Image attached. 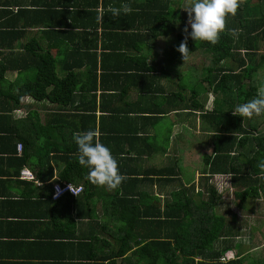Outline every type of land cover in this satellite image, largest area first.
<instances>
[{"label": "crops", "instance_id": "obj_1", "mask_svg": "<svg viewBox=\"0 0 264 264\" xmlns=\"http://www.w3.org/2000/svg\"><path fill=\"white\" fill-rule=\"evenodd\" d=\"M123 3L134 11L113 16ZM153 3L160 0H0V61H14L0 74V264L112 262L106 240L117 224L106 189L94 188L78 164L76 133L98 130L124 180L136 177L138 189L162 206L183 184L195 181L198 190L209 175L196 164L212 136L205 149L200 129L209 128L200 112H189L176 26L154 32ZM46 52L60 78L84 73L83 91L66 105L22 97L15 107L11 94L33 79ZM26 170L36 181L20 177ZM66 182L86 191L52 200L53 185Z\"/></svg>", "mask_w": 264, "mask_h": 264}, {"label": "trees", "instance_id": "obj_2", "mask_svg": "<svg viewBox=\"0 0 264 264\" xmlns=\"http://www.w3.org/2000/svg\"><path fill=\"white\" fill-rule=\"evenodd\" d=\"M169 1L160 0L159 5L153 3V31L162 35L171 25L183 26L182 30L174 27V31L177 32L178 44L186 40L191 53L186 62L188 75L190 72L189 84L195 82L206 86L199 91L189 85V112H200L213 134L209 150L204 152L199 163L194 164L201 173L205 172V168L209 169L211 177L204 173V182L199 183L198 190L195 181L183 184L182 189L173 192L164 206L160 199L138 189L136 177L134 180L125 179L115 189L95 185L94 188L106 189L104 204L112 214L111 220L117 224L106 240L111 250L109 262L112 261L108 264H116L113 261L119 258H122L120 264H264L263 246L258 244L255 248L259 256L254 262L250 260L253 256H248L250 251L247 254L241 252L242 245L237 243L241 229L231 225L224 215L218 214L223 196L218 187L210 183L217 175L230 177V184L236 189L234 197L240 207L264 198V168L261 167L264 164V133H261L264 114L243 120L239 113L237 116L232 113L237 105L256 96L259 82L264 80V54H260L264 43V0H260L259 4H253L254 0H238L240 7L237 13L226 18L225 29L214 45L192 40L184 31L188 27V14L182 9L185 6L181 1L178 10L179 6L171 7ZM249 12L260 16L248 20L243 13ZM169 13H172L171 19L166 21ZM179 30L181 33L178 34ZM238 52L243 53L244 57H239ZM196 55L201 65H191ZM180 58L184 64L182 54ZM12 62L0 61L1 78ZM56 68L53 56L45 58L42 66L39 65L31 73H34L33 79L18 88L17 93L11 94L15 107H20L22 97L39 101L57 100L64 105L68 104L70 98L73 101L76 94L83 91L84 73L70 72L60 78ZM211 95L216 96L215 106L208 111L207 103ZM34 136H29L31 144L36 143ZM65 180H69L68 172H65ZM125 181L131 186L130 191L124 186ZM87 185L88 188L92 186L90 182ZM99 190L91 189L89 192ZM206 194L208 198L204 199ZM68 196L74 197H64ZM236 219L235 215L233 220Z\"/></svg>", "mask_w": 264, "mask_h": 264}, {"label": "clouds", "instance_id": "obj_3", "mask_svg": "<svg viewBox=\"0 0 264 264\" xmlns=\"http://www.w3.org/2000/svg\"><path fill=\"white\" fill-rule=\"evenodd\" d=\"M239 7L238 0H186V7L182 9L188 14V27H185L184 31L194 41H205L214 45L225 29L226 18L235 15ZM133 11L129 3L111 9L113 16L127 15ZM177 50L186 63L191 54L186 40ZM232 113L233 115L239 113L243 120L264 114V87L258 89L254 98L237 105ZM100 136L101 133L95 129L73 135V141L78 148V164L88 170L86 179L91 183L115 189L124 180V176L119 171L118 161ZM261 167L264 168V164H261ZM69 187L72 190V186Z\"/></svg>", "mask_w": 264, "mask_h": 264}, {"label": "rangeland", "instance_id": "obj_4", "mask_svg": "<svg viewBox=\"0 0 264 264\" xmlns=\"http://www.w3.org/2000/svg\"><path fill=\"white\" fill-rule=\"evenodd\" d=\"M177 1H179V3ZM181 1H182V5L186 7V0H173V1L170 0L169 3L171 7L176 5L177 7L179 6L178 10H180L179 8ZM259 2L260 0H254L253 4H259ZM171 15L172 13L167 14L165 20L168 21L169 18L171 19L170 17ZM243 15L245 18H248V20H250L249 18L256 19L257 16H260L256 14H250V12L243 13ZM176 28L182 30L183 26L181 24L179 27ZM261 51L262 52H260V54H264V43L261 46ZM237 55H240L239 57L241 58L244 57V54L241 52H238ZM197 60H198V55H196L195 58L193 57L191 65L202 64L197 62ZM189 77H190V72H189ZM260 81L261 82H259V87H264V80H260ZM190 86H193L199 91L200 89H202V87H206L199 83L196 84L195 82H193L192 85ZM215 100H216V96L211 95L209 101L210 104L213 105V107L215 106ZM221 107L223 108V106ZM202 129L204 130V132ZM200 131L203 132L202 136L200 137L203 141V145L205 146V149H207V144L210 145V143L208 142H211L210 140L212 134L210 130L208 131L207 128L201 127ZM261 133H264V125L261 128ZM210 183L216 185L219 189V192L222 193L223 196V202L221 208L218 210V214L224 215V217L227 218L228 222L231 225H234L235 227L237 226V228L239 227L241 229V236L237 240V243H240L242 245V249H241L242 251L241 250L240 251L244 254H247L250 251L248 256L251 257L252 255L253 257L252 259L250 258V260L254 262L255 259L259 256L255 248L258 246V244L260 246H263L264 248V198L256 201H250L248 202V204L246 203L245 206L240 207L239 202L235 200L234 193L236 189L231 186L230 177L217 175L210 181ZM207 198H208V194L204 196V199ZM235 215L237 216L236 221L233 220ZM232 255L233 254H229V256Z\"/></svg>", "mask_w": 264, "mask_h": 264}, {"label": "built area", "instance_id": "obj_5", "mask_svg": "<svg viewBox=\"0 0 264 264\" xmlns=\"http://www.w3.org/2000/svg\"><path fill=\"white\" fill-rule=\"evenodd\" d=\"M19 150L22 151V147H19ZM21 176L23 179H27L30 181H33L35 179V176L30 172V171H22ZM72 186V190L69 186ZM53 199L54 200H59L62 197L66 195H71L74 197L80 196L84 192L83 187H76L72 184H63V183H58L55 184L53 187Z\"/></svg>", "mask_w": 264, "mask_h": 264}, {"label": "bare ground", "instance_id": "obj_6", "mask_svg": "<svg viewBox=\"0 0 264 264\" xmlns=\"http://www.w3.org/2000/svg\"><path fill=\"white\" fill-rule=\"evenodd\" d=\"M37 64V63H36Z\"/></svg>", "mask_w": 264, "mask_h": 264}]
</instances>
